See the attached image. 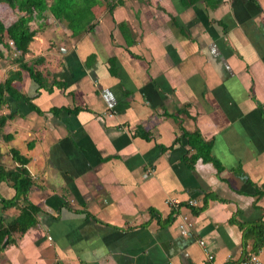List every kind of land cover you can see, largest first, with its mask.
Returning a JSON list of instances; mask_svg holds the SVG:
<instances>
[{"label": "crops", "instance_id": "0c3cea01", "mask_svg": "<svg viewBox=\"0 0 264 264\" xmlns=\"http://www.w3.org/2000/svg\"><path fill=\"white\" fill-rule=\"evenodd\" d=\"M86 4L91 28L72 36L49 15L29 43L40 84L12 48L0 57L20 94L0 110V161L28 159L39 207L0 264H264L247 234L264 225V0ZM202 144L208 160L192 161ZM14 195L0 178V225Z\"/></svg>", "mask_w": 264, "mask_h": 264}, {"label": "trees", "instance_id": "16d2710c", "mask_svg": "<svg viewBox=\"0 0 264 264\" xmlns=\"http://www.w3.org/2000/svg\"><path fill=\"white\" fill-rule=\"evenodd\" d=\"M0 3L7 5L11 10L16 11V18L5 24L0 19V57L5 48L17 51L19 56L13 61L21 69H26L30 76L39 82H42L40 75L36 73L28 63L23 61L24 55L29 51V43L45 27L46 18L50 15L56 21L64 23L72 32V36H77L87 29L91 28L94 16L90 11L86 0H0ZM12 41L13 47L8 44ZM20 94L11 86V80L0 81V110L7 102L8 98L16 99ZM12 114H0V128L10 119ZM13 157L17 160L18 166L12 169H5L0 161V178H4L12 183L15 195L11 200L3 201V208L16 205L21 201L19 214L9 223L0 225V247L1 245L12 242L10 233H24L29 227L36 224V215L39 207L28 201V192L33 182L25 167L28 159L21 156L18 151L11 150ZM204 153V154H203ZM207 145L196 147V153L192 156V161L198 157L207 161ZM1 158V153H0ZM260 194V193H259ZM191 211L197 209L190 205ZM255 235V241H259L258 247L264 244V225L258 222L247 229V234ZM6 241V242H5ZM5 242V244H3Z\"/></svg>", "mask_w": 264, "mask_h": 264}, {"label": "built area", "instance_id": "2783aa9c", "mask_svg": "<svg viewBox=\"0 0 264 264\" xmlns=\"http://www.w3.org/2000/svg\"><path fill=\"white\" fill-rule=\"evenodd\" d=\"M9 45L13 46L12 41L8 42ZM14 53H18L17 51H14ZM190 205H193L192 201L189 203ZM188 222L186 217H183L182 222L179 223L178 229L182 233H186L187 231ZM199 244L204 245V241L199 240ZM206 256L208 260L212 259V255L208 252H206ZM228 264H263L262 261L259 259L257 254L255 253H248L244 256H242L240 259L231 261Z\"/></svg>", "mask_w": 264, "mask_h": 264}, {"label": "rangeland", "instance_id": "374dc122", "mask_svg": "<svg viewBox=\"0 0 264 264\" xmlns=\"http://www.w3.org/2000/svg\"><path fill=\"white\" fill-rule=\"evenodd\" d=\"M16 15L17 14H16L15 10H11L7 5L0 3V19L5 24L13 21L16 18ZM10 47H11V45H10ZM10 55L12 56V58L19 56L18 53H14L12 51H10Z\"/></svg>", "mask_w": 264, "mask_h": 264}]
</instances>
